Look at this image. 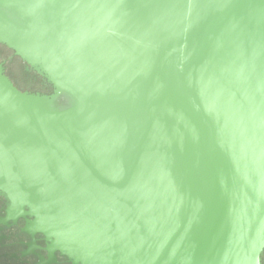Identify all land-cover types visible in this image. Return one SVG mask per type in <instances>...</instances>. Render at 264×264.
Returning a JSON list of instances; mask_svg holds the SVG:
<instances>
[{"label": "water", "instance_id": "1", "mask_svg": "<svg viewBox=\"0 0 264 264\" xmlns=\"http://www.w3.org/2000/svg\"><path fill=\"white\" fill-rule=\"evenodd\" d=\"M0 194L71 264H261L264 0H0Z\"/></svg>", "mask_w": 264, "mask_h": 264}, {"label": "flooded vegetation", "instance_id": "2", "mask_svg": "<svg viewBox=\"0 0 264 264\" xmlns=\"http://www.w3.org/2000/svg\"><path fill=\"white\" fill-rule=\"evenodd\" d=\"M0 66L18 90L29 94L49 95L53 89L15 53L0 44ZM9 202L0 194V264H71L59 253L50 257L42 234L25 231L29 217H16L8 213ZM264 264V251L261 256Z\"/></svg>", "mask_w": 264, "mask_h": 264}]
</instances>
